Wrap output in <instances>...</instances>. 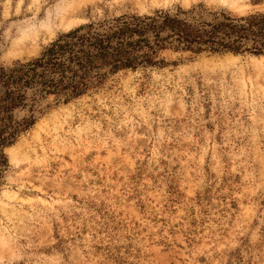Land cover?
<instances>
[{"label": "rangeland", "instance_id": "1", "mask_svg": "<svg viewBox=\"0 0 264 264\" xmlns=\"http://www.w3.org/2000/svg\"><path fill=\"white\" fill-rule=\"evenodd\" d=\"M155 11L210 23L264 0H0V66ZM162 59L40 103L5 150L0 264H264V58Z\"/></svg>", "mask_w": 264, "mask_h": 264}, {"label": "trees", "instance_id": "2", "mask_svg": "<svg viewBox=\"0 0 264 264\" xmlns=\"http://www.w3.org/2000/svg\"><path fill=\"white\" fill-rule=\"evenodd\" d=\"M179 14L155 11L81 25L60 34L38 57L0 66V188L8 168L5 150L35 125L43 101L67 104L120 72L161 68L164 52L264 58V13H221L210 23H190Z\"/></svg>", "mask_w": 264, "mask_h": 264}]
</instances>
